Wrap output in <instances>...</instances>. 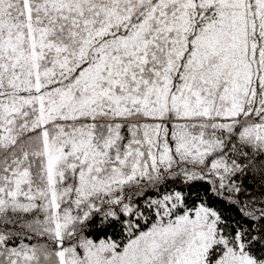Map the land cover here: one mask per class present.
Returning <instances> with one entry per match:
<instances>
[{
    "label": "snow or ice",
    "instance_id": "6c2138e0",
    "mask_svg": "<svg viewBox=\"0 0 264 264\" xmlns=\"http://www.w3.org/2000/svg\"><path fill=\"white\" fill-rule=\"evenodd\" d=\"M0 264H264V0H0Z\"/></svg>",
    "mask_w": 264,
    "mask_h": 264
}]
</instances>
